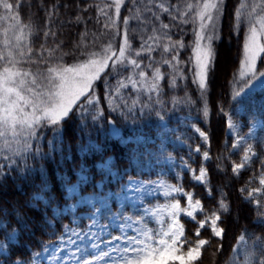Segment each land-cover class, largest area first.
<instances>
[{
    "label": "snow or ice",
    "instance_id": "6c2138e0",
    "mask_svg": "<svg viewBox=\"0 0 264 264\" xmlns=\"http://www.w3.org/2000/svg\"><path fill=\"white\" fill-rule=\"evenodd\" d=\"M31 9L23 0H0V264H203L206 254L223 251L234 228L237 247L226 264H237L241 252L239 264H264V98L256 100L264 92V0H238L234 23L228 0H56ZM225 18L229 35L243 29V43L222 64L216 42ZM90 23L102 26L106 42ZM66 26L77 28L76 37L58 39ZM229 68L227 99L213 102L214 80ZM185 109L179 119L200 143L193 148V137L175 136L189 149L181 167L192 187L207 189L210 207L183 183L130 174L132 166L175 157L166 146L140 151L146 138L135 127L125 136L122 127L154 116L167 138L165 129L174 130L166 116ZM213 110L237 137L231 148L241 150L238 161L227 147L216 157L223 182L215 188L206 166ZM242 110L248 131L239 136ZM149 184L163 189L165 203L145 205L138 194L151 193ZM9 185L20 198H7ZM225 189L237 193L235 215Z\"/></svg>",
    "mask_w": 264,
    "mask_h": 264
},
{
    "label": "trees",
    "instance_id": "16d2710c",
    "mask_svg": "<svg viewBox=\"0 0 264 264\" xmlns=\"http://www.w3.org/2000/svg\"><path fill=\"white\" fill-rule=\"evenodd\" d=\"M23 2L25 4L31 3L32 4L31 12L36 13L38 11V5L39 4L45 3L47 5H50L52 3H55L56 0H23ZM61 2H64V0H61ZM95 2L102 4L104 2V0H95ZM172 2L173 3L183 2V0H172ZM228 2H229V13L232 15V17H233L232 22L234 23L235 22L234 21V7L238 5V0H228ZM63 11L64 10H62V12ZM28 12H29V9H27V8L22 9L21 14H22V17L25 18V22H27ZM123 15H127V9H122V16ZM39 16L40 17L43 16L42 11H39ZM66 19H67V14L61 16V20H66ZM165 22H167V17H165ZM224 25H225L224 32H227V36L230 37L229 39L232 40L236 46L235 55H234V60H235V57L237 54V49L242 48L243 29H241L239 34L233 32L231 35H229L228 34V28H227V25H228V19L227 18H225V20H224ZM79 27L82 29L83 25H80ZM185 27L189 33V35L187 37H185V39L190 40L191 39V27L192 26L187 25ZM89 31L92 33H97L98 42H106L107 41V33L104 32L102 26L98 25V26L93 27V25L90 23L89 24ZM176 31H177L176 29H173L174 34L176 33ZM101 33L103 35H100ZM224 34L225 33H223L222 39L219 40V42L216 44L218 51H219L221 44L223 43ZM76 35H77V28L76 27L69 28L68 26H66L63 30H61V34L58 37V39H67L69 36L74 38V37H76ZM89 40H91V36H89ZM50 43H51V40H50ZM133 43H134V45H138L139 38L137 37L133 41ZM65 51H67V49H65ZM188 55H189V52L185 51L182 54V58L186 59ZM65 60L68 63L73 62L72 56H66ZM237 63H238V61H237ZM230 81H231V69L229 68L227 75L222 73L220 85H219V86H221V88H219L220 89L219 96H217V98L214 97L213 95L211 96V100L213 102H215L218 98L227 99L226 93L229 91V82ZM114 82L115 81L113 80V83ZM188 83H189L190 90L194 91L195 85H192L190 80L188 81ZM181 84L183 85V82H181ZM101 87H102V85H101ZM179 94L182 95L183 93L181 92ZM262 98H264V92L257 91L256 100L259 101ZM185 115H187L186 109L183 112L177 111V112L169 113L166 116V120L168 122V128L174 130V131H168L167 129H165V131L167 132V138H165L164 134L160 131V128L158 126V121L156 120V118L154 116H151V117L146 116L143 120H141L136 125H128V126L122 127V133L125 136L131 135L132 134L131 128L135 127L137 129V134L142 135L146 138L145 143L140 146V151H144L145 148L155 150L158 146H160V147L166 146L167 151L171 152L173 154V156L175 157L174 163L162 158L159 161V163L155 164L152 168L144 167L141 170V168H137L136 166H132L130 168V174L132 175L133 178L141 179V180H145V181L163 180L164 182L169 183V184L183 183L187 191L193 192L195 194V198L202 199L203 202L207 206L210 207L211 205L208 204V200L206 197L207 189L204 187H201V186L192 187L191 184H194L195 182L191 181L190 173L181 167V157L187 159V153H188L189 149L187 148V146L185 144L177 142L175 140V136L183 134V136H185V137H187V136L193 137V139L189 141V143H191L193 145V148L195 147V145L197 143H200L198 134H196L191 128H189L185 122L180 121L179 118L183 117ZM193 115H195L194 112H193ZM238 117H239V120L241 122V129L239 131V136H242L244 134V132L248 129L247 128V119L248 118H247V114L243 110L241 111L240 114H238ZM194 122H197V121H194ZM211 126H212V130L214 132V135L212 137L211 149H210L212 159L210 161L206 162V166L209 168L210 172L212 173V175H211L212 187L215 188L219 183L223 182V177L220 174L215 172L216 157L219 155L220 152H222L224 150V147H227L231 151L232 138L227 136V134H226V124H225L224 118L219 116L215 112V110H213L212 115H211ZM205 127H206V125H205ZM258 133H259V129H258ZM222 140L225 143H221ZM111 143L116 145L117 152L126 153L128 150L127 148L120 146L118 144V141H116L114 138L112 139ZM129 147H132V146L130 145ZM202 150H203V148H202ZM234 153H235V155H234L233 159H236L238 161L239 156L241 154V151L234 152ZM121 159H124V158L121 157ZM200 159L201 158L198 154L194 157V162H192V166L194 168L198 169ZM47 166L50 169L53 167V165H51L50 163ZM124 166L129 167L127 159H124ZM254 167H255V170L258 171L259 170V163L257 162ZM177 173L182 174V177H183L182 181H176L175 180V176ZM229 174L231 175V173H229ZM244 175H245V178H247L248 176H251L252 175V168H249V170L246 171L244 173ZM125 179H127V177H125ZM19 183H20V186L25 189V191L29 190L28 185L25 182L20 181ZM225 191H230L232 193L230 199L233 203V214L235 215L236 208L238 205V202L236 200L237 193H236L235 189H225ZM20 195L21 194L17 191V189L14 186L9 185V188L7 190V198L8 199L20 198ZM142 199L144 200L145 205L165 203L167 201V198L159 197V196L153 197V198L142 197ZM245 215H247L246 212H245ZM65 222H67V221H65ZM245 222H246L245 220H241L242 224ZM148 223L150 226H156L154 224V221L151 218H148ZM85 224H86V222H81L80 226L84 227ZM237 234H238V230L234 228L232 230V232L229 233L228 237L224 241L223 251L217 253L216 256H211L210 253L206 254L205 259L203 261V264H226V262L230 261V258L233 255L232 249L237 247L236 241L234 239V236ZM242 259H243V255L241 252L240 254H237V256H236L237 264H239V262Z\"/></svg>",
    "mask_w": 264,
    "mask_h": 264
},
{
    "label": "rangeland",
    "instance_id": "374dc122",
    "mask_svg": "<svg viewBox=\"0 0 264 264\" xmlns=\"http://www.w3.org/2000/svg\"><path fill=\"white\" fill-rule=\"evenodd\" d=\"M224 33H225L224 34V40H223V43L221 44V46L219 48V52L221 53V63L222 64L225 63L226 61L228 63H231L232 61H234V55H235V49H236L235 43H233V41L229 39L230 37L227 36V32H224ZM218 42L219 41H217L216 44ZM258 66H260L259 62H258ZM222 73L223 72H221L220 74H218V76L215 78L214 83H213V93H212V95L214 97H216V98L220 94V89L219 88H221V86H219V85H220V80H221ZM239 122H240V120H239ZM240 125H241V122H240ZM240 129H241V127L239 128L238 131H240ZM247 131H248V129L244 132V134L242 136H244L245 133H247ZM226 134H227V136H229V137L232 138V141L237 138L235 134L229 133L227 127H226ZM249 142H251V141H249ZM231 151H233V152H239L241 150H240V148H237V149H232L231 148ZM154 181H163V180H154ZM166 184H169V183H166ZM148 187L152 189L151 193L145 191L142 194H138V195L141 196V198L142 197L153 198V197H157V196L164 197L163 194H162L163 193V189H160L158 187V185H156V184H149ZM137 203H139V202L137 201ZM182 203H183V199H182ZM160 204H162V203H160Z\"/></svg>",
    "mask_w": 264,
    "mask_h": 264
}]
</instances>
